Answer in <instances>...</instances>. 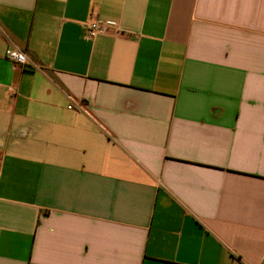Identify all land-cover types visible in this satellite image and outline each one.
Here are the masks:
<instances>
[{"label": "crops", "instance_id": "crops-1", "mask_svg": "<svg viewBox=\"0 0 264 264\" xmlns=\"http://www.w3.org/2000/svg\"><path fill=\"white\" fill-rule=\"evenodd\" d=\"M0 264H264V0H0Z\"/></svg>", "mask_w": 264, "mask_h": 264}, {"label": "built area", "instance_id": "built-area-1", "mask_svg": "<svg viewBox=\"0 0 264 264\" xmlns=\"http://www.w3.org/2000/svg\"><path fill=\"white\" fill-rule=\"evenodd\" d=\"M107 31V27L100 22H90L87 24V36L90 39L105 34ZM6 57L16 64L25 65L28 63L27 56L18 48H8L6 50ZM79 109L83 110V106L80 105Z\"/></svg>", "mask_w": 264, "mask_h": 264}]
</instances>
